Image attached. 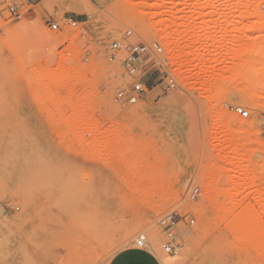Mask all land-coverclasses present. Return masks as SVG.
<instances>
[{
    "label": "rangeland",
    "instance_id": "374dc122",
    "mask_svg": "<svg viewBox=\"0 0 264 264\" xmlns=\"http://www.w3.org/2000/svg\"><path fill=\"white\" fill-rule=\"evenodd\" d=\"M138 42L156 66H122ZM263 67L264 0H0V264H107L139 238L153 264H264L239 242L264 236Z\"/></svg>",
    "mask_w": 264,
    "mask_h": 264
},
{
    "label": "built area",
    "instance_id": "2783aa9c",
    "mask_svg": "<svg viewBox=\"0 0 264 264\" xmlns=\"http://www.w3.org/2000/svg\"><path fill=\"white\" fill-rule=\"evenodd\" d=\"M10 15L19 18L20 14L17 12V9L14 7H11L9 9ZM70 25L75 26V22L69 19ZM50 28L52 30H57L58 25L55 22H50ZM111 54L109 55L110 60L115 59V52L121 49V44L119 42H113L110 45ZM153 54L160 55L162 54V47L159 43L153 42L150 44H146L144 42H138L134 45L133 49L128 53L126 58L122 62V66L126 69H136L139 66H141L140 63L144 62V65L142 66V69L148 67V66H156V61L152 59ZM132 91L135 94H143L147 90V86L145 83H143L141 80H137L131 85ZM175 88V80L172 77L166 78L165 82V90L169 91ZM232 110L235 115L239 116L240 118H247L248 117V111L240 106H234L232 107ZM197 193V190H195L191 198H194ZM190 223H193V221H190ZM160 226L164 229L165 236H166V242L163 244L162 248L165 253L175 255L178 253L180 249V245L178 243L177 235L175 234V221L173 220L172 216H165L163 217L160 222ZM136 245L138 249L143 250V247L145 245V241L143 238H139L136 240Z\"/></svg>",
    "mask_w": 264,
    "mask_h": 264
},
{
    "label": "bare ground",
    "instance_id": "6f19581e",
    "mask_svg": "<svg viewBox=\"0 0 264 264\" xmlns=\"http://www.w3.org/2000/svg\"><path fill=\"white\" fill-rule=\"evenodd\" d=\"M183 3H182V1L181 2H179L176 6H180V5H182ZM144 16H146V14H144ZM162 23H164L165 22V20H162L161 21ZM167 22V21H166ZM20 25V24H19ZM33 26H36V25H34V22H31L30 20H26V21H24L23 22V24H22V27H25V28H27L29 31H33ZM37 27V26H36ZM166 27V26H165ZM164 28V27H163ZM38 29V28H37ZM177 32V31H176ZM42 37L44 38V36H48V33L47 32H45V31H43L42 32ZM178 35L179 34H177V33H175V34H169V33H167L166 35H165V39H164V41L166 42V44H167V46L168 45H170L171 46V44H173V47H174V45H175V47L172 49V51H171V57H172V60L175 62L176 61V59H178L179 57H181L180 56V54L182 53V51H181V49L178 47V46H176V44H177V37H178ZM176 43V44H175ZM178 45V44H177ZM196 54H198V53H196ZM196 58H198L199 57V55H196L195 56ZM194 57V58H195ZM255 60L252 58V57H247V58H245L244 59V67H247V66H253L255 63H256V66H260L261 64H259V62H254ZM62 65H63V63H62ZM65 65V64H64ZM180 65V64H179ZM179 65H177L176 64V68H177V70H178V72L180 71V69H179ZM262 66V65H261ZM65 67H67L66 65H65ZM42 68V67H41ZM39 69V70H42V69ZM243 68V67H242ZM262 68V67H261ZM62 69H63V71L61 72L60 71V69H59V72H61L60 74H68V72L66 73V72H64L65 71V69H64V66H62ZM67 70V69H66ZM239 70V69H238ZM241 70V69H240ZM34 71V70H33ZM263 71H264V67H263ZM55 73V72H54ZM37 74H40V73H38V71H37ZM42 74H44L43 72H42ZM59 74V73H58ZM259 75H264V74H259ZM255 82V81H254ZM43 83V82H42ZM257 85V84H256ZM43 86H44V83H43ZM221 130V129H220ZM225 132V131H224ZM223 132V133H224ZM221 133V132H220ZM223 133H221L220 135H222ZM216 135V137H217V135H219V134H215ZM224 136V135H223ZM216 137L214 138V139H216ZM218 139V138H217ZM226 139H227V137H226ZM238 165H239V163H238ZM237 165V166H238ZM234 166V164L232 165V167ZM236 166V167H237ZM235 167V168H236ZM238 168V167H237ZM240 168H242V167H240ZM239 168V169H240ZM228 169H231V168H228ZM234 169V168H233ZM226 170V169H225ZM245 181H246V179L245 178H243ZM237 180V179H236ZM238 180H241L242 182H240V184H238L237 183V181ZM236 182H233L232 181V183H233V185H231V188H233L234 187V189H238V188H236V187H243V184H244V187H245V184L247 183H245L242 179H238ZM208 184H211V182L210 183H208ZM242 184V185H241ZM246 185H248V184H246ZM210 186V185H209ZM209 186H206V187H208V188H211L213 185H211V187H209ZM206 187H205V191L207 190L206 189ZM212 194L214 193V194H216L217 193V190H216V188L214 187H212ZM214 191V192H213ZM227 191H228V189H227ZM207 192H208V190H207ZM206 192V193H207ZM210 193L211 192H208L207 194H209L210 195ZM211 194V195H212ZM243 234H244V236H242V238H241V240H239V242H246L247 243V245L249 246V248H251V250L252 251H256L258 254H261V256L264 254V240H263V238H264V236L262 235V234H260L259 236H250L248 233H247V231H246V228H244V230H243V232H242ZM153 239H154V246L156 247L157 246V242H156V238L155 237H153ZM248 253V252H247ZM257 254V255H258ZM183 255H181V256H179V257H174V258H165V257H162V263L163 264H179V263H181L184 259H183V257H182ZM262 258V257H261ZM258 259H260V258H258ZM213 263V262H212ZM206 264H208V262L206 263Z\"/></svg>",
    "mask_w": 264,
    "mask_h": 264
},
{
    "label": "crops",
    "instance_id": "0c3cea01",
    "mask_svg": "<svg viewBox=\"0 0 264 264\" xmlns=\"http://www.w3.org/2000/svg\"><path fill=\"white\" fill-rule=\"evenodd\" d=\"M153 261L157 259L148 251L128 248L114 254L107 264H153Z\"/></svg>",
    "mask_w": 264,
    "mask_h": 264
}]
</instances>
